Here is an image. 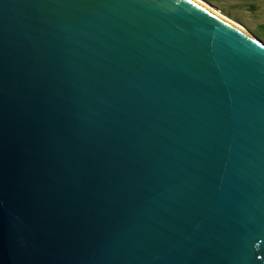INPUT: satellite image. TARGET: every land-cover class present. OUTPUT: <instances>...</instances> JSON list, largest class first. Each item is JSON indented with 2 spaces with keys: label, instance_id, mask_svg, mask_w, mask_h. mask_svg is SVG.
I'll list each match as a JSON object with an SVG mask.
<instances>
[{
  "label": "water",
  "instance_id": "obj_1",
  "mask_svg": "<svg viewBox=\"0 0 264 264\" xmlns=\"http://www.w3.org/2000/svg\"><path fill=\"white\" fill-rule=\"evenodd\" d=\"M0 264H264V42L196 0H0Z\"/></svg>",
  "mask_w": 264,
  "mask_h": 264
},
{
  "label": "rangeland",
  "instance_id": "obj_2",
  "mask_svg": "<svg viewBox=\"0 0 264 264\" xmlns=\"http://www.w3.org/2000/svg\"><path fill=\"white\" fill-rule=\"evenodd\" d=\"M264 42V0H204ZM221 8V9H220Z\"/></svg>",
  "mask_w": 264,
  "mask_h": 264
},
{
  "label": "bare ground",
  "instance_id": "obj_3",
  "mask_svg": "<svg viewBox=\"0 0 264 264\" xmlns=\"http://www.w3.org/2000/svg\"><path fill=\"white\" fill-rule=\"evenodd\" d=\"M196 1L199 2L200 4H202L203 6H205L206 8L210 9V10L213 11L214 13H216V14L220 15L221 17L227 19L228 21H230L231 23L235 24L236 26H238V27L244 29V27H243L241 24L236 23L235 21L231 20L230 18H228V17H226V16L220 14L219 11L213 9V8H212L210 5H208V3H206L205 1H203V0H196Z\"/></svg>",
  "mask_w": 264,
  "mask_h": 264
},
{
  "label": "flooded vegetation",
  "instance_id": "obj_4",
  "mask_svg": "<svg viewBox=\"0 0 264 264\" xmlns=\"http://www.w3.org/2000/svg\"><path fill=\"white\" fill-rule=\"evenodd\" d=\"M212 5V4H211ZM212 6H214V5H212ZM214 7H216V8H218L217 6H214ZM221 9V8H220ZM244 26V25H243ZM245 27V26H244ZM246 28V27H245Z\"/></svg>",
  "mask_w": 264,
  "mask_h": 264
}]
</instances>
